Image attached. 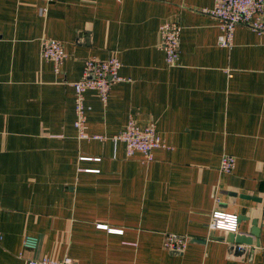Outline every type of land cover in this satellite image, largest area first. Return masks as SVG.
Returning a JSON list of instances; mask_svg holds the SVG:
<instances>
[{"label":"crops","instance_id":"0c3cea01","mask_svg":"<svg viewBox=\"0 0 264 264\" xmlns=\"http://www.w3.org/2000/svg\"><path fill=\"white\" fill-rule=\"evenodd\" d=\"M213 5L0 0V264H264V37L238 25L219 46ZM164 21L181 26L173 67L159 49ZM42 38L63 46L58 72ZM109 56L124 79L105 103L85 92L86 130L106 139H79L72 83L86 59ZM131 119L153 122L166 145L150 162L110 139ZM223 155L235 158L229 173ZM215 209L237 215L251 244L210 229ZM166 233L188 237L185 250L165 249Z\"/></svg>","mask_w":264,"mask_h":264},{"label":"built area","instance_id":"2783aa9c","mask_svg":"<svg viewBox=\"0 0 264 264\" xmlns=\"http://www.w3.org/2000/svg\"><path fill=\"white\" fill-rule=\"evenodd\" d=\"M209 13L217 20L219 34L217 44L222 47H230L233 42V33L238 25H244L257 34L264 37V0H214V5ZM159 49L164 54V61L168 67L177 65L180 55L181 26L176 21H164L158 26ZM41 56L53 62L54 70L59 71L65 52L60 41L54 38H42ZM121 63L116 56L105 59L91 57L85 60L82 76L72 83L74 89V112L73 125L79 139L104 140L106 136L89 134L86 130V107L85 92L94 90L98 93L101 101H107L111 85L123 80L119 75ZM113 142H123L128 157L139 152L142 160L150 162L153 158L152 150L158 147H166L161 136L157 132L156 125L150 122L140 127L131 119L122 131L110 137ZM235 158L231 155H223L219 169L229 173L233 170ZM238 217L235 214L223 212L219 209L212 211L208 227L220 230L224 233L235 232ZM110 232L121 233L122 229L107 228V225H98ZM189 238L176 233H166L163 238V247L171 252L185 250ZM36 238L26 236V247H34ZM26 264H77L70 257L59 260L42 258L31 259Z\"/></svg>","mask_w":264,"mask_h":264},{"label":"water","instance_id":"95a60500","mask_svg":"<svg viewBox=\"0 0 264 264\" xmlns=\"http://www.w3.org/2000/svg\"><path fill=\"white\" fill-rule=\"evenodd\" d=\"M243 218H245V217H242V218L239 217V221ZM258 232H259V227H257L256 221L253 220L252 221V227H251L249 234L256 236L258 234ZM248 238H250V236L246 235V233H244V232H238V233L228 232L226 240L229 242H235L238 244H251L248 241Z\"/></svg>","mask_w":264,"mask_h":264}]
</instances>
